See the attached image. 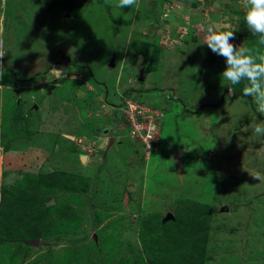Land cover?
<instances>
[{
    "label": "rangeland",
    "instance_id": "rangeland-1",
    "mask_svg": "<svg viewBox=\"0 0 264 264\" xmlns=\"http://www.w3.org/2000/svg\"><path fill=\"white\" fill-rule=\"evenodd\" d=\"M83 1L69 10L65 0H0V264H184L182 247L163 251L165 234L150 227L191 200L183 208L193 211L178 209L184 223L197 215L208 225L203 264H264V139L252 132L264 115L253 98L234 97L224 58L202 44L212 24L235 28L243 0H166L157 20L152 0ZM235 37L264 55L258 41ZM151 38L162 62L147 72L140 44ZM53 67L65 76L54 79ZM127 88L166 109L153 152L138 154L119 129ZM105 126L116 140L103 159ZM55 172L87 186L59 188ZM33 176L54 187L26 181L30 203H3L2 189Z\"/></svg>",
    "mask_w": 264,
    "mask_h": 264
},
{
    "label": "clouds",
    "instance_id": "clouds-1",
    "mask_svg": "<svg viewBox=\"0 0 264 264\" xmlns=\"http://www.w3.org/2000/svg\"><path fill=\"white\" fill-rule=\"evenodd\" d=\"M136 4H137V0H118L116 7L120 9L126 7L131 8ZM243 7L245 9L244 20L246 22L247 28L253 33V35H257L259 37L260 44H264V0H243ZM127 18L129 17H125V19ZM165 19L169 20L170 17H165ZM182 28L184 27L182 26ZM235 31H236L235 28L222 29L220 26L216 24H212L207 28V31L204 34L202 44L207 45V47L214 54L224 58L226 63V68L223 70L221 74L224 80L228 81L231 85H237L240 84L242 81H247V83L243 88V95L246 97L253 98V103L256 105V111L259 114L264 115V55L256 54L255 52H253L252 49L247 47L244 43L238 46L234 45L232 41L236 39ZM3 55L4 53L0 52V57H3ZM50 72L52 73L54 79H60L65 76V72L63 68L53 67ZM147 72H152V70ZM2 75L3 72H0V77H2ZM142 75L143 73L140 74V76ZM139 81H142L140 77H139ZM127 90L129 91L132 89L127 88ZM135 96H136L135 90L132 92V94L129 97H127V93H123L121 95L122 104L121 107L119 108L122 111L123 120L118 125L119 129L127 128L129 132V124L125 116V113L123 111V108L125 101L127 99H134L138 102L147 105L150 108L161 109L163 111L164 114L161 121L162 123L160 125L161 126L160 134H162V126L164 123V117L166 115V109L161 104H158L156 107L154 105H150L144 101L135 98ZM101 99L102 100L100 101H103V98ZM174 99L178 100L175 93H174ZM112 108H115L116 110L117 106L112 105L111 109ZM105 127L109 128L108 133H103L102 132L103 128L99 129L100 133L103 134L104 136L108 135L109 132L110 133L112 132L111 126H105ZM252 132L254 133L255 136L264 139V122L254 123L252 125ZM111 137L114 138V141L116 140L114 135L112 136L108 135V138L104 137V139H107V142L105 141L107 147L104 150L98 148V145L96 146L97 150L98 151L100 150L99 152L103 155V159L108 153V146ZM129 138L140 147L138 148V146H135L138 154L140 152L141 154L147 153L140 144H138L134 139L131 138L130 133H129ZM117 141L119 142V139H117ZM158 141L159 139L154 142L153 150L151 152H153L154 149L156 148L155 144ZM83 149L85 150V148ZM82 154L83 153L80 154V157L82 156ZM255 178L260 179L261 177L256 176Z\"/></svg>",
    "mask_w": 264,
    "mask_h": 264
},
{
    "label": "trees",
    "instance_id": "trees-1",
    "mask_svg": "<svg viewBox=\"0 0 264 264\" xmlns=\"http://www.w3.org/2000/svg\"><path fill=\"white\" fill-rule=\"evenodd\" d=\"M152 1H153V3H147V9L149 7L148 12H149L150 16L155 17L156 18L155 20H157L158 19L157 7L159 6L158 4L161 5L166 0H155V1L152 0ZM234 1L235 0H233L231 2H234ZM86 2H84V1L80 2V0H65L64 7H68V9L70 10V9H74L77 7H81ZM224 3H226V0ZM106 9L108 12L111 11V7L109 6V4H106ZM124 11H125V9H124ZM244 15H245V12H242L241 18L237 23L238 25L237 24L234 25L235 29H236L235 32L237 33V36L244 37V38L249 39V40H256L259 42V37L257 35H253V33L247 28L246 22L244 20ZM110 18L113 21L116 20V18L112 15H110ZM230 23H231V25L234 24V22L233 23L230 22ZM118 30H119V28H116V32ZM141 45L144 47L143 49H141L142 48ZM154 45L156 48L157 43L154 42L153 38H151V41L143 42L140 44V47H141L140 50H142V53L144 55H146V57H148L151 61V62H149V64L145 68L146 71L155 70L157 68V63H158V59H159L158 58L159 52H157L155 49H152V46H154ZM260 45L262 46V48H264V44H260ZM245 84L246 83L244 81H242L240 84L234 85V89L236 92V95L234 96L235 98H238L240 96H244L243 95V88H244ZM132 92H133L132 90H129V91L127 90L124 93H127V97H129L132 94ZM244 99H248L250 101L251 97L244 96ZM106 100H107V98H106ZM101 102L102 101L99 100L98 103H101ZM100 106H101V104H100ZM95 107H96V105H95ZM133 148L135 150V147H133ZM57 175H58L57 172H55V173H53V176H51V177L55 180V184L58 185L59 188H62V189L69 191L75 185L77 186V188H78V186H82L85 184L87 186L88 180H86V179L78 182L77 180H74L77 177L75 175H73V177L75 176L74 179H71L67 173L64 174L63 176H57ZM33 177H26L25 179H22L19 182L20 183L19 186H14V187H9V188L5 187L4 189H2V192L4 193L3 203H4V201H7V202L9 201L10 206H16V205H21L24 203H30L31 201L29 200V198H27L26 196L23 195V190L26 189V184H25L26 181L34 183L35 187L37 189H38V186L51 187V188L54 187V185L49 183V180H45V177H41V176H33ZM63 181L65 184L69 183V187L62 184ZM31 183H29V184H31ZM88 184H89V182H88ZM76 186H75V188H76ZM180 201H182V198H180ZM191 203L197 204L196 201H192V200H191V202L182 201L180 206H179V203H177L176 209L173 208L174 210H173L172 214L174 215V217L172 219H170L163 226H161V224H160V222H161V219H160L156 225L152 223L150 228H152L154 230L155 234L156 233L157 234H162V233L165 234V235H163L164 236L163 238H165L164 239V244H165L164 246H166V248L163 251L169 252L172 250L171 253L172 252L176 253L177 247H178V245H180L182 247L180 258L185 260L184 264H203V262H205L204 248L203 247L207 241L208 225L207 224L204 225V224H202V222L198 221V220H201L200 219L201 217H199L197 215L194 217H190L189 221L187 223H184V221L182 220V214L180 213L181 209H178V207H182V209H185V210L189 211V213H190L194 209L193 204H192L193 207H191L189 209L183 208V207L187 206L188 204H191ZM198 215H202V214H198ZM68 225L69 224H66V226H68ZM159 230L161 232H159ZM155 234H154V236H155ZM28 235L34 237L36 234L33 232H30ZM34 238H36V237H34ZM170 244H173V245H170ZM202 251H203V254H202ZM178 252L176 254L179 255ZM203 257H204V261H203Z\"/></svg>",
    "mask_w": 264,
    "mask_h": 264
},
{
    "label": "built area",
    "instance_id": "built-area-1",
    "mask_svg": "<svg viewBox=\"0 0 264 264\" xmlns=\"http://www.w3.org/2000/svg\"><path fill=\"white\" fill-rule=\"evenodd\" d=\"M164 16L169 17V13L166 12ZM123 111L128 120L131 138L140 144L147 153L153 150L154 142L160 136V123L164 114L163 111L161 109L150 108L134 99H127L125 101ZM149 119L151 126L142 128Z\"/></svg>",
    "mask_w": 264,
    "mask_h": 264
},
{
    "label": "crops",
    "instance_id": "crops-1",
    "mask_svg": "<svg viewBox=\"0 0 264 264\" xmlns=\"http://www.w3.org/2000/svg\"><path fill=\"white\" fill-rule=\"evenodd\" d=\"M148 3H150V2H148ZM174 18H177L176 16H174ZM179 19H180V21H184V18H183V16L181 15V16H179ZM167 22H168V20H167ZM170 22V21H169ZM175 24L177 25H181L180 27H181V30H182V24L181 23H179V22H177V21H175ZM230 24V23H229ZM172 25H173V23H172ZM174 27H175V25H174ZM174 38H175V35L173 36ZM176 45H177V42H176ZM182 45H185L184 43L182 44ZM186 46V45H185ZM159 61H161L162 62V60H161V57H159V59H158ZM146 65H147V63L145 62V60H143V62H142V64H141V62H140V64H138V67H146ZM158 68V67H157ZM144 75H142V76H140V79H142V80H144V76L146 75V72H144L143 73ZM177 84V83H176ZM175 95H176V93H175ZM187 106V105H186ZM108 111H110V110H107V113H108ZM110 113H111V111H110ZM95 119V118H94ZM112 128V127H111ZM96 130V129H95ZM102 132H103V130H102ZM99 135H101V133L99 134ZM100 141V148H101V150H104L103 149V146H101V144H106V142H107V139H104V138H102L101 140H99ZM106 141V142H105ZM98 148H99V143H98ZM136 148V147H135Z\"/></svg>",
    "mask_w": 264,
    "mask_h": 264
},
{
    "label": "water",
    "instance_id": "water-1",
    "mask_svg": "<svg viewBox=\"0 0 264 264\" xmlns=\"http://www.w3.org/2000/svg\"><path fill=\"white\" fill-rule=\"evenodd\" d=\"M114 58H112V60H111V62H110V66H113L114 65ZM141 74H142V72H141ZM108 127H104L103 128V133H108ZM114 143V138L113 137H111L110 138V143H109V146H111L112 144ZM181 152H179V150H176V154H175V157H174V160L175 161H177V164H178V166H180L181 165V162H182V159H181V154H180ZM86 157H87V155L86 154H82V156H81V158H82V160L85 162V159H86ZM170 215H171V217L173 218V214L172 213H170Z\"/></svg>",
    "mask_w": 264,
    "mask_h": 264
},
{
    "label": "bare ground",
    "instance_id": "bare-ground-1",
    "mask_svg": "<svg viewBox=\"0 0 264 264\" xmlns=\"http://www.w3.org/2000/svg\"><path fill=\"white\" fill-rule=\"evenodd\" d=\"M69 137V136H68ZM1 165V164H0ZM0 172H1V169H0Z\"/></svg>",
    "mask_w": 264,
    "mask_h": 264
}]
</instances>
